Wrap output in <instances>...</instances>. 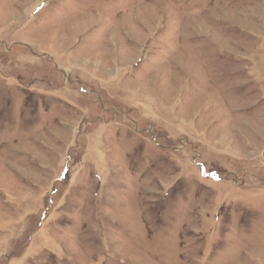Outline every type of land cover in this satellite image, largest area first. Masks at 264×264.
I'll return each mask as SVG.
<instances>
[{
    "label": "rangeland",
    "instance_id": "374dc122",
    "mask_svg": "<svg viewBox=\"0 0 264 264\" xmlns=\"http://www.w3.org/2000/svg\"><path fill=\"white\" fill-rule=\"evenodd\" d=\"M0 264H264V0H0Z\"/></svg>",
    "mask_w": 264,
    "mask_h": 264
}]
</instances>
